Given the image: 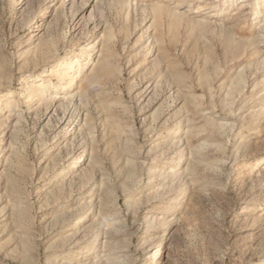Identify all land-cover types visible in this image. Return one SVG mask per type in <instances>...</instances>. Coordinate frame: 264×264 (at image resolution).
Returning a JSON list of instances; mask_svg holds the SVG:
<instances>
[{
  "label": "rangeland",
  "instance_id": "1",
  "mask_svg": "<svg viewBox=\"0 0 264 264\" xmlns=\"http://www.w3.org/2000/svg\"><path fill=\"white\" fill-rule=\"evenodd\" d=\"M87 254L264 264V0H0V264Z\"/></svg>",
  "mask_w": 264,
  "mask_h": 264
},
{
  "label": "bare ground",
  "instance_id": "2",
  "mask_svg": "<svg viewBox=\"0 0 264 264\" xmlns=\"http://www.w3.org/2000/svg\"><path fill=\"white\" fill-rule=\"evenodd\" d=\"M250 2V1H249ZM246 4V3H245ZM169 7V6H168ZM182 13H180V12H176V14L175 15H178V16H180ZM176 17V16H175ZM262 28V27H261ZM261 36V35H260ZM260 42V41H259ZM79 61L80 60H78V59H76V65H79ZM62 64H60V66H61ZM67 68V67H66ZM69 74L67 73V72H64L63 73V76L64 77H66V76H68ZM181 125H182V122H180L176 127H175V129H172V130H170V131H168L167 132V135H164L163 137H160V138H158V140H157V146H156V148L159 146V145H161V144H168V145H177V148H179V151H176V152H173L172 153V159H171V161H172V164H171V168L170 167H164V170H163V173L164 174H166L167 173V175L169 174V173H171L172 171H173V169L175 168V160H177L183 153H184V150H185V142H184V140H183V138L181 137V135H179L180 133H181V131H180V129H181ZM177 137V138H176ZM173 138H176V139H173ZM183 142V143H182ZM155 147V146H154ZM156 168V167H155ZM179 173V172H178ZM178 173H176L175 174V177H174V179H176L177 178V180H176V182H175V184H173L172 185V187H171V189H174L175 188V185L176 184H178V181H179V177L178 176H180V174H178ZM184 174V173H183ZM183 181V180H182ZM180 188V187H179ZM99 199H101V198H99ZM95 200H97V198L95 199ZM94 200V198H92L90 201H89V203H87V207H88V209H85L84 210V214L82 215V216H84L90 209H91V207H92V204H93V202L95 201ZM153 219H155V218H153ZM104 221V220H103ZM85 223L86 222H83V219L81 220V221H78L77 222V227H76V232L74 233L75 234V236H77L78 237V234H79V232L81 231V230H83V228H84V225H85ZM75 230V229H74ZM85 230V234H84V236L86 237L88 234H89V232L87 231V229H84ZM102 234H103V232H102ZM100 235H101V230H98L97 232H95V233H93L92 235H91V237H89L88 238V240L86 241V243H88L87 245H89V251H91L93 248H94V250H96L97 249V247L99 246V244H100V241H99V238H100ZM85 237H83L84 239L83 240H85ZM76 238V237H75ZM79 239H82V238H79ZM77 241H73L72 243H70V244H75ZM73 248V246H71L70 247V249H72ZM94 253H95V251H94ZM90 254V253H89ZM89 254H87V255H85L84 257H83V261L82 262H80L79 264H102V259L99 261H92V260H88L89 258H88V256H89ZM70 255V254H69ZM71 258V257H70Z\"/></svg>",
  "mask_w": 264,
  "mask_h": 264
}]
</instances>
